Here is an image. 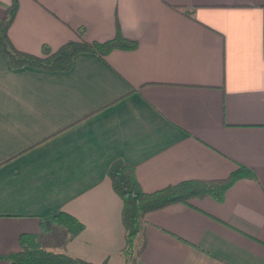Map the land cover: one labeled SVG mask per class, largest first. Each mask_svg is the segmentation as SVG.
Wrapping results in <instances>:
<instances>
[{"label": "crops", "instance_id": "0c3cea01", "mask_svg": "<svg viewBox=\"0 0 264 264\" xmlns=\"http://www.w3.org/2000/svg\"><path fill=\"white\" fill-rule=\"evenodd\" d=\"M118 28L136 50L80 53L69 71L14 68L0 47V264L25 233L48 251L126 264L116 160L149 193L239 166L257 176L222 201L148 213L136 264H264V0H19L8 35L43 56ZM61 212L83 224L74 239L53 223Z\"/></svg>", "mask_w": 264, "mask_h": 264}, {"label": "trees", "instance_id": "16d2710c", "mask_svg": "<svg viewBox=\"0 0 264 264\" xmlns=\"http://www.w3.org/2000/svg\"><path fill=\"white\" fill-rule=\"evenodd\" d=\"M180 13L192 17L193 9L174 6ZM19 10V0H12L7 15L0 23V47L10 58L14 68L32 66L51 71H69L73 59L80 53H95L108 56L115 50L134 51L136 41L125 38L118 28L113 39L104 42L70 41L56 51L45 49L43 56L22 52L15 48L8 35L9 28ZM114 191L123 201L122 222L126 232V245L122 250L126 264H136L137 258L146 246V240L138 241L144 231L145 216L167 206L183 203L190 205L193 199L212 197L222 201L226 191L242 178L256 179L254 171L239 166L229 177L216 180H187L169 185L155 192H146L138 181L135 169L123 160H116L108 170ZM53 223L65 228L69 239H74L83 230V224L71 215L61 212L53 218ZM44 225L43 222H41ZM20 250L5 256L9 264H93L65 253H55L44 249L39 234L25 233L19 239Z\"/></svg>", "mask_w": 264, "mask_h": 264}]
</instances>
